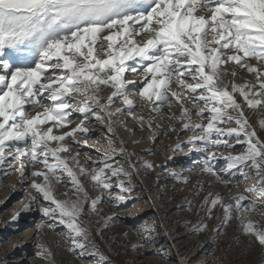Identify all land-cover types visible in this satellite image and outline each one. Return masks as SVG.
<instances>
[{
  "label": "snow or ice",
  "instance_id": "6c2138e0",
  "mask_svg": "<svg viewBox=\"0 0 264 264\" xmlns=\"http://www.w3.org/2000/svg\"><path fill=\"white\" fill-rule=\"evenodd\" d=\"M244 73L252 79L235 83ZM117 103L122 107L113 108ZM139 107H148L147 120L136 115ZM257 113L264 130V0H0V175H18L35 193L21 212L38 211V230L59 229L82 264H111L94 235L114 217L96 221L97 230L91 216L105 200L126 202L137 187V165L122 141L113 146L119 115L145 131L153 120H167L170 132L179 124L191 133L189 151L204 153L201 173L230 193L237 188L228 197L205 194V215L189 222L191 231L207 230L219 209L217 235L235 219L264 254V227L249 219H264V140L249 118ZM99 127L108 147L93 158L83 149ZM220 160L225 166L217 169ZM58 186L68 189L63 198ZM88 188L99 195L90 197ZM36 248L41 264H55L48 246Z\"/></svg>",
  "mask_w": 264,
  "mask_h": 264
},
{
  "label": "rangeland",
  "instance_id": "374dc122",
  "mask_svg": "<svg viewBox=\"0 0 264 264\" xmlns=\"http://www.w3.org/2000/svg\"><path fill=\"white\" fill-rule=\"evenodd\" d=\"M249 62L256 65L255 61ZM225 67L231 70V66ZM251 79L249 74L244 73L234 82L243 84ZM229 81H232L230 75L225 77V82ZM172 87L175 89V85ZM106 92L110 90L106 89ZM117 106L122 107L118 103L112 107ZM136 115L147 120L148 107H139ZM176 115H179L178 110ZM249 118L264 140V130L259 128L261 114H251ZM113 120L117 121L113 125L117 138L113 146L123 142L131 163L137 165L138 175L133 176L137 187L126 202L117 206L105 200L99 211L91 216V226L97 230L96 221L114 217L103 235H94L95 242L109 257L111 264H261L264 254L256 245H250L235 219L217 235L215 229L222 224V210H213L215 217L219 218L206 221L209 225L207 230L197 234L191 231L189 222L195 224L205 215L200 208L205 194L219 193L224 197L237 194V188L233 187L230 193L215 177L201 173L197 161L204 153L189 151L187 140L191 133L180 131L179 124L175 125L176 132H170L167 120H153L152 131L142 130L139 123L128 115H119ZM157 123L161 127L155 128ZM105 131L102 127L90 129L92 139L89 148L83 150L92 152L93 158L99 154L97 149L108 147ZM177 143L180 144L179 149L176 148ZM117 159L123 157L117 156ZM144 162L153 163L155 169L146 170ZM124 166L128 167V163ZM224 166L223 160L217 161V169ZM173 173L188 178V183L173 179ZM81 180L87 184L84 177ZM18 181L16 174L10 177L0 175V264H41L35 256L36 245L41 242L53 252L55 264H82L81 258L70 252L63 237L57 234L59 229L53 231L45 227L38 230L41 223L38 211L21 212L35 193L32 190L26 192ZM201 185L204 186L203 191L198 195ZM243 188L242 183L239 190ZM66 191L67 188L58 186L55 195L63 198ZM87 191L90 197L99 195L91 188ZM193 201L194 204L189 207ZM38 207L33 205L34 209ZM18 212L19 218L13 220V215ZM249 219L264 227L260 213L249 216ZM33 231L35 237L32 236Z\"/></svg>",
  "mask_w": 264,
  "mask_h": 264
},
{
  "label": "bare ground",
  "instance_id": "6f19581e",
  "mask_svg": "<svg viewBox=\"0 0 264 264\" xmlns=\"http://www.w3.org/2000/svg\"><path fill=\"white\" fill-rule=\"evenodd\" d=\"M30 222H31V221H30ZM31 231H32V230H31ZM31 233H32V236H34V233H35V232L33 231V232H31ZM34 237H35V236H34Z\"/></svg>",
  "mask_w": 264,
  "mask_h": 264
}]
</instances>
